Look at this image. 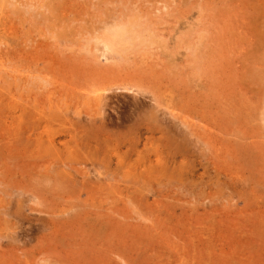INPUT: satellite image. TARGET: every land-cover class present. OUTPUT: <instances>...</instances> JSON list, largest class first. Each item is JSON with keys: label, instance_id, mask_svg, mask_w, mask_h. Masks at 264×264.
<instances>
[{"label": "rangeland", "instance_id": "obj_1", "mask_svg": "<svg viewBox=\"0 0 264 264\" xmlns=\"http://www.w3.org/2000/svg\"><path fill=\"white\" fill-rule=\"evenodd\" d=\"M0 264H264V0H0Z\"/></svg>", "mask_w": 264, "mask_h": 264}, {"label": "bare ground", "instance_id": "obj_2", "mask_svg": "<svg viewBox=\"0 0 264 264\" xmlns=\"http://www.w3.org/2000/svg\"><path fill=\"white\" fill-rule=\"evenodd\" d=\"M103 29V28H102ZM100 33V32H99ZM126 34V31L124 32V31H122V29L121 30H114L113 31V33H111V36L110 37H105L104 39V41H103V47H102V54L103 55H105V53L106 52H108V51H110V50H112L113 49V46H114V40H116V39H118L119 40V38H122L124 35ZM100 38V37H99ZM115 38V39H114ZM98 42V41H97ZM98 50V49H97ZM99 52V54H101ZM115 54V53H114ZM101 56V55H100ZM95 58V57H94ZM127 77V76H126ZM129 78V77H128ZM109 85V84H108ZM140 86V85H139ZM135 88H137V87H135V85L134 84H130L129 83V81L128 82H122L120 85H117V88L116 89H120V90H127V91H134V92H136V93H139V90H137V89H135ZM102 89V88H101ZM111 89V88H110ZM101 94V93H100ZM99 97V100H100V102H102L104 99L103 98H106L103 94L102 95H99L98 96ZM89 100V99H88ZM137 101V100H136ZM151 101H153L152 99H151ZM154 102H156V101H154ZM50 103V102H49ZM91 103V102H90ZM136 103V102H135ZM98 104V103H97ZM102 105V104H101ZM103 106V105H102ZM102 106H100V107H102ZM157 106V105H156ZM135 107V106H134ZM137 107V106H136ZM135 107V108H136ZM103 108V107H102ZM139 108V107H138ZM147 108H148V106H147ZM100 110V109H99ZM153 110H154V108H153ZM137 111H138V109H137ZM135 113V112H134ZM142 113V112H141ZM156 113V112H155ZM104 114V113H103ZM136 114V113H135ZM134 115V114H133ZM137 115V114H136ZM138 115H140V114H138ZM159 115V114H158ZM173 116H175V115H173ZM73 117V116H72ZM135 118V117H134ZM150 118H152V119H154V120H156L155 118H156V115H152ZM137 119V118H136ZM23 120V119H22ZM106 120V119H105ZM135 120V119H134ZM203 120V119H202ZM103 121V120H102ZM126 121H127V119H126ZM135 122V121H134ZM133 122V123H134ZM132 123V122H131ZM132 123V124H133ZM158 123H159V120H158ZM169 124V123H168ZM167 124V125H168ZM115 125V124H114ZM137 125V124H136ZM155 125H157V124H155ZM105 126V125H104ZM134 126V125H133ZM139 126H141V125H139ZM159 126V125H158ZM106 127V126H105ZM111 127V126H110ZM138 127V126H137ZM182 128V127H181ZM113 129V128H112ZM138 129H139V127H138ZM145 129V128H144ZM143 129V130H144ZM159 129V128H158ZM164 129H166V128H164ZM153 130V129H152ZM175 130V129H174ZM139 131V130H138ZM178 131V130H177ZM176 131V132H177ZM118 132V131H117ZM142 131H140V133H141ZM160 132V131H159ZM97 133V132H96ZM154 133V132H153ZM187 136V135H186ZM141 137H142V135H141ZM140 138V137H139ZM153 139V138H152ZM148 141V140H147ZM138 143V142H137ZM149 143V142H148ZM116 151V150H115ZM78 158V157H77ZM81 163V162H80ZM76 164H78V163H76ZM84 164V163H83ZM61 166V165H60ZM97 166V165H96ZM95 167V166H94ZM93 166H92V168H90V169H93L94 168ZM53 169V168H52ZM51 169V170H52ZM94 170V169H93ZM99 171V170H98ZM93 172V171H92ZM97 172V171H96ZM107 174V173H106ZM75 176V175H74ZM81 178V177H80ZM99 179V178H98ZM120 179V178H119ZM122 181V180H121ZM4 192H5V190H3ZM2 191V192H3ZM181 191V190H180ZM1 192V193H2ZM7 192H8V190H7ZM3 194V193H2ZM19 194V193H18ZM17 194V195H18ZM22 194V193H21ZM23 195V194H22ZM20 197H21V195H20ZM15 198H16V196H15ZM22 198V197H21ZM18 200V199H17ZM13 203V202H12ZM10 207V206H9ZM8 211V210H7ZM10 211V210H9ZM3 212H4V210H3ZM5 214H8V213H10V212H4ZM12 214V213H11ZM6 216V215H5ZM9 216V215H8ZM11 216V215H10ZM180 263V262H179Z\"/></svg>", "mask_w": 264, "mask_h": 264}]
</instances>
